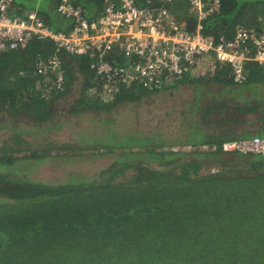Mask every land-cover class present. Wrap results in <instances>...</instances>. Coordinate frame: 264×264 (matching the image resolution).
I'll return each instance as SVG.
<instances>
[{"label":"trees","instance_id":"16d2710c","mask_svg":"<svg viewBox=\"0 0 264 264\" xmlns=\"http://www.w3.org/2000/svg\"><path fill=\"white\" fill-rule=\"evenodd\" d=\"M14 1L15 14L24 15L25 6ZM68 1L88 20L100 16L106 2L119 4ZM135 1L154 12L168 9L187 30L197 26L191 0ZM47 2L58 14L39 6L42 20L53 31L70 32L76 19L60 13L62 0ZM208 3L215 11L202 21V32L216 41L233 40L242 27L264 32V0ZM54 58L58 72L41 71ZM103 59L124 69L139 61L119 50ZM99 60L98 54L58 50L50 39L0 52V138L6 123L15 130L0 145V264H264V154L222 147L264 135V66L248 62L241 83L222 65L204 75L176 78L165 72L150 85L116 74L115 96L106 100ZM250 83L260 96L243 104L210 96L214 85ZM177 92L188 94L179 130L162 125L157 110L144 119L155 130L116 125L120 107L140 108L142 101L153 104ZM86 113L105 116L96 133L66 142L48 137L66 118ZM250 114L257 126L237 131ZM78 156L109 162L92 176L78 169L60 181L30 177L29 169L52 157Z\"/></svg>","mask_w":264,"mask_h":264},{"label":"built area","instance_id":"2783aa9c","mask_svg":"<svg viewBox=\"0 0 264 264\" xmlns=\"http://www.w3.org/2000/svg\"><path fill=\"white\" fill-rule=\"evenodd\" d=\"M191 3L198 21L194 31L187 30L168 9L154 12L139 7L135 0H119L118 5L106 2L102 14L94 20L85 19L81 8L62 0L60 13L76 19L73 29L65 33L51 30L37 10L15 14L14 0H0V52L24 49L36 38L50 39L58 50L71 54H98L96 70L107 78L103 92L106 100L115 96L111 81L116 74L127 82L139 79L150 85L157 83L165 72L176 78L200 74L202 57L213 55L216 62L227 64L234 81L241 83L247 79L248 62L264 66V32L255 33L242 27L233 40L216 41L202 32V21L215 11L213 5L208 0ZM115 50L139 61L127 69L114 67L103 57ZM58 65L54 58L41 65V71L57 73ZM222 147L225 152L264 154V135L229 140Z\"/></svg>","mask_w":264,"mask_h":264},{"label":"rangeland","instance_id":"374dc122","mask_svg":"<svg viewBox=\"0 0 264 264\" xmlns=\"http://www.w3.org/2000/svg\"><path fill=\"white\" fill-rule=\"evenodd\" d=\"M17 2L23 4L27 10H34L37 7L40 6L42 10L48 14L57 13L50 9L47 6V0H16ZM53 11V12H52ZM58 14V13H57ZM55 15V14H54ZM203 63L201 64L200 73L209 74V72H212V67L214 65H222L225 67H228L227 64H222L216 62L213 55H206L202 57ZM198 75V74H196ZM215 86V85H214ZM214 86H212V90L210 93V96L215 95L213 99L220 100L224 98H233L231 100V105H238L243 104L247 102L246 99L250 97H258L260 96V93H258L259 87L256 83H250V84H235L233 86H224L220 87L219 89L214 90ZM247 90H250V93H244ZM201 93L200 90H197L195 94L199 95ZM231 94L233 96H231ZM74 96V95H71ZM207 96V97H210ZM188 97V94L186 92H177L173 96H166L162 98H157L152 100L154 103L150 104V102L145 103V101H142L139 105L140 108H138L135 105H126V107H120L118 112V117L116 120V125L129 129L130 131L136 129L137 127H142L146 130H155L158 127H155L154 123L151 122V124L146 125V119L148 116H151L150 113H154V111L157 110V116L161 121L163 122L162 125H168L170 126L169 129L172 131L179 130L182 126L183 120L181 117V114H179V110L182 108L181 104L184 100H186ZM198 102H202L203 100L198 99L195 97ZM71 99L67 101V107H69V104L71 102ZM228 101V100H227ZM142 105V106H141ZM62 106V105H61ZM65 106V107H66ZM151 107V108H150ZM152 112H150V109ZM170 111L169 112H167ZM159 113V115H158ZM234 113L233 111H229L228 114ZM2 116V115H0ZM7 118L6 116H4ZM246 117V116H245ZM255 115L250 114L248 116V119L242 126L238 128L239 130H248L255 128L257 126V123L255 121H250L253 119ZM1 119V118H0ZM105 120V116L95 117L93 113H86L79 116H72L71 119L66 118L65 124L62 125V128L59 130H55L52 132L48 137L59 139L61 141H69L72 139H79L81 135H87L92 133H96L97 130L94 128L96 126H101ZM11 124H5L4 126L8 127L7 130L3 132L2 138H0V145L4 141L3 138H5V135H9V132L15 131L10 130L9 126ZM168 127H166L167 129ZM163 130V128H161ZM89 130L91 132H89ZM10 136V135H9ZM191 149V148H187ZM109 159L105 158L103 156H99L98 159L94 158H87L78 156L74 159H65L61 157H52L48 161L39 164L35 166L30 173V177L34 179H42L46 181H52L54 180H62L63 177L66 176V172L69 170H83L84 172H87L89 176H92L96 172H98L99 168L104 167L108 164Z\"/></svg>","mask_w":264,"mask_h":264},{"label":"crops","instance_id":"0c3cea01","mask_svg":"<svg viewBox=\"0 0 264 264\" xmlns=\"http://www.w3.org/2000/svg\"><path fill=\"white\" fill-rule=\"evenodd\" d=\"M34 10H37V9H34ZM26 11H27L26 13H28V12H30V11H32V10H26ZM26 13H25V14H26Z\"/></svg>","mask_w":264,"mask_h":264}]
</instances>
